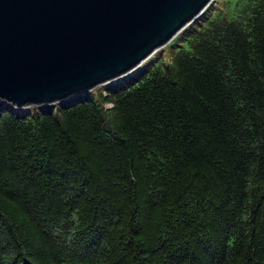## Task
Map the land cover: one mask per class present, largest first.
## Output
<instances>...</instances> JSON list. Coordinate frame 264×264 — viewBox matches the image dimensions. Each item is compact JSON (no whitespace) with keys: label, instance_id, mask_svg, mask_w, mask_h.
Segmentation results:
<instances>
[{"label":"trees","instance_id":"obj_1","mask_svg":"<svg viewBox=\"0 0 264 264\" xmlns=\"http://www.w3.org/2000/svg\"><path fill=\"white\" fill-rule=\"evenodd\" d=\"M206 9L165 62L0 106V264H264V0Z\"/></svg>","mask_w":264,"mask_h":264},{"label":"water","instance_id":"obj_2","mask_svg":"<svg viewBox=\"0 0 264 264\" xmlns=\"http://www.w3.org/2000/svg\"><path fill=\"white\" fill-rule=\"evenodd\" d=\"M211 0H0V106L67 101L123 76Z\"/></svg>","mask_w":264,"mask_h":264},{"label":"rangeland","instance_id":"obj_3","mask_svg":"<svg viewBox=\"0 0 264 264\" xmlns=\"http://www.w3.org/2000/svg\"><path fill=\"white\" fill-rule=\"evenodd\" d=\"M235 2H236V0H211V2L208 4V6H206L207 9L205 10V13L206 12H207V14L211 13V15H214L215 13H218L220 15H226L227 16V15H229L232 12V6H234ZM171 41H172V39L169 40L167 43H165L164 46H162L161 48H159L156 51H154L151 56L157 55L158 59L161 58L164 62L169 60V58L172 55V52L174 50V47L169 44ZM102 85H104V84H101L99 86L94 87L93 89H91L88 92V94H90V93H92L94 91L98 92ZM30 107H34V106L33 105L32 106H26V107L20 108L18 110L27 111V110H30ZM13 108H15V107H13ZM15 109H17V108H15Z\"/></svg>","mask_w":264,"mask_h":264},{"label":"bare ground","instance_id":"obj_4","mask_svg":"<svg viewBox=\"0 0 264 264\" xmlns=\"http://www.w3.org/2000/svg\"><path fill=\"white\" fill-rule=\"evenodd\" d=\"M164 46V45H163Z\"/></svg>","mask_w":264,"mask_h":264}]
</instances>
